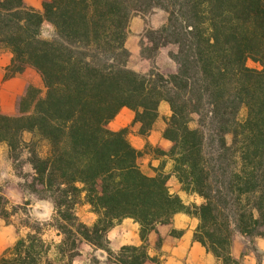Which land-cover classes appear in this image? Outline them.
I'll list each match as a JSON object with an SVG mask.
<instances>
[{
    "label": "trees",
    "instance_id": "1",
    "mask_svg": "<svg viewBox=\"0 0 264 264\" xmlns=\"http://www.w3.org/2000/svg\"><path fill=\"white\" fill-rule=\"evenodd\" d=\"M155 9L166 11L167 21L147 30L153 51L142 44L141 53L154 60L160 47L175 45L171 74L156 64L148 72L129 65L130 20ZM45 24L53 28L49 37ZM2 48L12 53L7 78L31 67L43 81V88L28 85L17 114L0 112V142L28 149V186L53 205L50 225L63 235L58 250L66 264L83 241L118 264H143L149 232L183 210L194 209L196 239L223 264H241L231 255L237 235L264 236V0H45L42 11L25 0H0ZM249 59L261 68L248 66ZM162 100L172 111L164 137L174 143V172L184 189L204 197L199 206L171 193L168 175L145 173L127 130L108 126L128 107L147 134ZM82 200L99 215L94 225L76 213ZM19 211L27 214L26 205L10 209L0 186V220L14 224ZM124 217L139 222L144 245L115 253L106 233ZM21 226L29 231L0 264H45L52 244L44 224Z\"/></svg>",
    "mask_w": 264,
    "mask_h": 264
},
{
    "label": "crops",
    "instance_id": "2",
    "mask_svg": "<svg viewBox=\"0 0 264 264\" xmlns=\"http://www.w3.org/2000/svg\"><path fill=\"white\" fill-rule=\"evenodd\" d=\"M166 21L167 13L162 9H155L149 14H139L131 18L126 47L130 51L129 65L132 69L147 72L151 68L153 61L142 56L141 53L142 42L147 41L150 44L144 36V31L147 28L158 29ZM176 48L175 45L159 48L155 56V64L162 73L169 74L176 71V62L170 56ZM11 58L12 53L9 49H0V111L8 115L16 113L18 99L24 94L28 85L32 84L28 69L9 78L5 76L6 67L10 64ZM30 69L36 71L34 68L30 67ZM171 113L170 104L162 100L158 109V117L147 134L140 132L141 123L134 121L135 112L128 107H123L108 126L115 131L127 129V137L136 148L143 149L149 145L165 152L143 153L139 159L140 167L149 175H156L159 172L168 175L170 192L177 194L187 206H199L204 203V197L197 192L184 189L174 172V160L168 154L174 143L164 137V130ZM8 147L6 142H0V160L7 161ZM144 167L150 172L145 171ZM8 171L0 167V175L10 174ZM192 211H178L169 223L158 224L149 232L145 241L148 259L143 264H223L222 259L196 239L195 232L200 224V218L194 213V209ZM76 213L80 221L87 225H94L99 217L91 204L84 200L76 206ZM49 228L45 230L44 238L46 239V236L52 233L49 239H46L52 244L48 255L54 251L56 263L52 261V264H66V259L58 250L63 235L59 234L53 226L49 225ZM19 231L15 224L0 220V257L11 244L16 242ZM106 238L110 250L115 253L124 246L144 245L140 234V224L132 217H124L116 221L108 229ZM81 244L80 253L70 264H118L114 258H110L105 249L86 241ZM231 255L241 264H264V236L237 235L231 247Z\"/></svg>",
    "mask_w": 264,
    "mask_h": 264
},
{
    "label": "rangeland",
    "instance_id": "3",
    "mask_svg": "<svg viewBox=\"0 0 264 264\" xmlns=\"http://www.w3.org/2000/svg\"><path fill=\"white\" fill-rule=\"evenodd\" d=\"M44 1L45 0H25L28 6L33 7L39 11L43 10ZM139 14H142V13L136 12L133 16L139 15ZM142 15H146V14H142ZM148 29H151V28H147L144 31L145 37H146V33H148L147 32ZM42 30H43L42 31L43 35L45 37H49L51 33L53 32V28L50 24H45ZM142 44L144 45V48H145L144 52H146L147 54L153 51V45L151 43L149 44L147 43V41H144L142 42ZM151 61H153L152 63V66H153L155 64V59L154 60L151 59ZM247 64L250 67L261 68V64L253 61L252 59H249L247 61ZM27 69H28V73L30 74V78L32 79V84L38 88H43V81H42L40 74L36 71L31 70L30 67ZM17 112L18 111H16L15 114H17ZM246 113H247L246 108H243L240 114L241 118L245 117ZM193 126H195V124H193ZM31 138H32V134L30 132L24 133L23 135L24 141L29 142ZM228 139L229 140L232 139V134L228 135ZM140 150L142 151V153H150L153 151L155 153H165L162 150L157 149V148L154 149L152 146H149V145H146V147ZM7 156H8L6 158L7 161L0 160V167L2 169H8L9 170L8 173L10 174L0 175V186L3 188L5 194L7 192L6 196L10 202V209L12 207H16L19 205L21 206L26 205L27 214H24L22 211H19L17 215L12 216L10 218L20 230L18 233V238L21 236H24L29 231L28 227L21 226V224L24 222H29L30 224H33V225H35L37 222L43 223L45 230H49L50 229L49 225L50 223L53 222V219H52L53 205L49 199H43L40 196L36 195L34 192H32V190L28 186L31 180V175L34 172L32 163L30 162L31 155L28 149L21 147L16 150H11L9 148ZM143 169L145 171L150 172V170L147 169L146 167H144ZM25 197L27 198V200ZM51 235L52 233L48 234L46 236L47 237L46 239H49ZM14 243L11 244L8 248L13 246ZM79 244H80V247H82L81 242ZM53 253L54 251H52L50 255H47L46 257L47 260H44L45 264H47L48 262H52V261L56 263L55 256Z\"/></svg>",
    "mask_w": 264,
    "mask_h": 264
}]
</instances>
